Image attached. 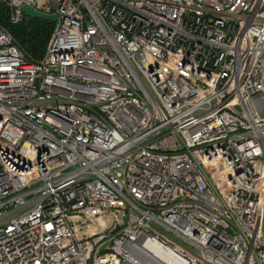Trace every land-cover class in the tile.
I'll return each mask as SVG.
<instances>
[{"label":"built area","instance_id":"built-area-1","mask_svg":"<svg viewBox=\"0 0 264 264\" xmlns=\"http://www.w3.org/2000/svg\"><path fill=\"white\" fill-rule=\"evenodd\" d=\"M25 5L58 19L39 62L0 25V264H264V0Z\"/></svg>","mask_w":264,"mask_h":264},{"label":"trees","instance_id":"trees-1","mask_svg":"<svg viewBox=\"0 0 264 264\" xmlns=\"http://www.w3.org/2000/svg\"><path fill=\"white\" fill-rule=\"evenodd\" d=\"M9 11L6 6L0 8V25L9 28L15 42L24 51L29 62H39L46 52L55 22L26 17L20 24L10 26Z\"/></svg>","mask_w":264,"mask_h":264},{"label":"water","instance_id":"water-1","mask_svg":"<svg viewBox=\"0 0 264 264\" xmlns=\"http://www.w3.org/2000/svg\"><path fill=\"white\" fill-rule=\"evenodd\" d=\"M21 12L28 18L43 19L52 22H56L58 19L57 15H49L39 12L35 10L33 7L27 5L21 7Z\"/></svg>","mask_w":264,"mask_h":264},{"label":"bare ground","instance_id":"bare-ground-1","mask_svg":"<svg viewBox=\"0 0 264 264\" xmlns=\"http://www.w3.org/2000/svg\"><path fill=\"white\" fill-rule=\"evenodd\" d=\"M147 246L152 251H154L158 256L163 257V258H168L166 255H164V250L158 244H155L154 242H149Z\"/></svg>","mask_w":264,"mask_h":264}]
</instances>
